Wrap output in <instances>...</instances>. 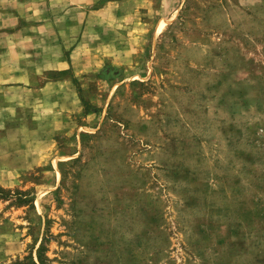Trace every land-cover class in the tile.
<instances>
[{
  "label": "rangeland",
  "instance_id": "obj_1",
  "mask_svg": "<svg viewBox=\"0 0 264 264\" xmlns=\"http://www.w3.org/2000/svg\"><path fill=\"white\" fill-rule=\"evenodd\" d=\"M134 1L36 44L0 264H264V0Z\"/></svg>",
  "mask_w": 264,
  "mask_h": 264
},
{
  "label": "crops",
  "instance_id": "obj_2",
  "mask_svg": "<svg viewBox=\"0 0 264 264\" xmlns=\"http://www.w3.org/2000/svg\"><path fill=\"white\" fill-rule=\"evenodd\" d=\"M126 1L131 0H0V121L4 114L10 119L18 118L24 112L27 114L24 95L28 98L26 108L33 103L37 43L48 45L52 49L48 54L55 57L50 59L52 65L41 71L66 69L67 63L60 57V46L66 48L69 42L74 55L82 47V42H79V35L62 34L61 25L64 28L65 25L75 27L92 23L97 21L95 16L107 13L110 8L115 16L118 12L114 8L124 14ZM57 86L59 82H51L40 87L39 91Z\"/></svg>",
  "mask_w": 264,
  "mask_h": 264
}]
</instances>
